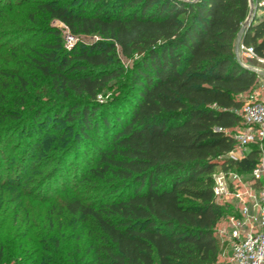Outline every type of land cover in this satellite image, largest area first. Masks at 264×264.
I'll list each match as a JSON object with an SVG mask.
<instances>
[{"label":"trees","instance_id":"1","mask_svg":"<svg viewBox=\"0 0 264 264\" xmlns=\"http://www.w3.org/2000/svg\"><path fill=\"white\" fill-rule=\"evenodd\" d=\"M253 1L244 26L248 0H0V148L13 132L37 131L21 175L0 177V210H22L26 199L48 206L36 214L42 234L14 235L19 209L0 218V264H218L227 244L216 228L236 212L216 199L213 175L251 181L260 158L258 143L226 157L243 128V98L258 88L236 40L264 58V0ZM53 21L97 39L66 50ZM49 122L53 143L73 132L74 149L46 147L39 133ZM85 143L83 174L52 190L53 161Z\"/></svg>","mask_w":264,"mask_h":264},{"label":"built area","instance_id":"2","mask_svg":"<svg viewBox=\"0 0 264 264\" xmlns=\"http://www.w3.org/2000/svg\"><path fill=\"white\" fill-rule=\"evenodd\" d=\"M248 1L249 14L245 23L256 12L254 1ZM259 7L262 10L257 15L264 16V2H261ZM69 40L71 41V38ZM236 56L243 67L256 74L260 73L259 68L246 63L254 61L264 65V58L258 57L251 47L240 43ZM240 116L243 128L234 135L237 147L226 157L234 161L239 160L245 155L249 144L258 143V164L251 173V181H244L233 171L214 174L213 192L218 201L230 198L236 212V215L229 219V230L222 239V242L227 241L231 245L229 264H264V90L262 95L255 92L249 97L247 104L240 111Z\"/></svg>","mask_w":264,"mask_h":264},{"label":"rangeland","instance_id":"3","mask_svg":"<svg viewBox=\"0 0 264 264\" xmlns=\"http://www.w3.org/2000/svg\"><path fill=\"white\" fill-rule=\"evenodd\" d=\"M6 0H3V2H5ZM17 1V0H16ZM50 26L54 27L55 29H58L61 33L62 36V41H63V47L66 50L71 49L76 43H84V44H88L91 43L93 41H95L97 38L96 37H73L71 36L69 30L61 23L57 22V21H53L49 23ZM69 38H71V41L69 40ZM237 55V52H236ZM250 61H246L247 64ZM122 63L124 64V66H128L131 64L130 60H125L122 59ZM118 91L116 89L114 90H109L108 92H106L105 94H102L98 97L97 101L99 103H107L110 98L117 94ZM247 99H249L248 96L244 97V103L247 104ZM245 104V105H246ZM238 114L240 115V111L238 112ZM109 120L111 121V117H109ZM52 123H48L46 128L41 131L40 130V137L43 138V141L48 140L50 143H48V145H46V147H60L59 145H61L63 142L65 143V145L63 144L62 147H70L71 149H74V143L72 144V139H73V132H70L67 136V138H63L60 143H53L54 139H57V135L56 137L55 132L52 131ZM63 126H60L59 129H62ZM240 130H238L236 133H238ZM37 134V131H33V130H29L27 133H24L23 131L21 132H13L10 137H7L4 141V145L1 146L0 148V177H2L4 180H6L7 178H9L10 180L13 179H17L22 172V166L24 165V160H28V155H26L24 158L23 156V150L28 147H36V140H35V136ZM54 137V138H53ZM55 144V145H54ZM77 146H80V144H77ZM92 143L88 144L85 143L83 145V150L79 151V152H75L73 151L68 157H66L64 159V161L61 162H56L53 161V165L58 168L57 171V176L55 178H58L57 181H59V183L57 185H53V189L55 191H60L63 189V185H65V182H70V184H72L73 182L76 181V178H79L80 175L83 174L84 172V167H85V162L88 161L89 159V155H90V150L92 148ZM9 147V148H7ZM14 147H17V151L12 150ZM28 151H30L28 149ZM32 153V152H31ZM28 154H30V152H28ZM83 155H87V156H83ZM62 160V159H60ZM36 161L31 165V169L29 170L30 175H32V173H35V171H33V167H35ZM26 165V164H25ZM21 167V168H19ZM221 172L220 169L216 170L214 174H219ZM245 181V180H244ZM28 186V183H27ZM26 186V187H27ZM52 194L55 193L54 191H50ZM50 192H45L43 195L46 194H50ZM42 198V197H41ZM20 200V199H19ZM220 204L226 205V206H232V203L230 201V198H227L226 200H220L218 201ZM35 202H33V200H28L26 199L24 204H23V208L21 210V207L18 206L17 208H15V204L12 205L11 208H9L7 211H3L2 209L0 210V218H4L6 220L11 219L13 215H15L17 209H19L21 211V214H19L18 219H17V223L21 226L20 231H18L16 235H20V234H24L26 236H31V235H38V234H42L39 231H43L46 232V227L44 226L43 223L40 222V220H38V217H36V214L38 215V213L41 212V210L43 209V211L45 212L48 208V206L46 204H38L35 205ZM15 209V210H14ZM29 210V212H27ZM53 210L52 212L48 211L50 214L52 213V217L51 219H55V215L54 212L57 210L55 209H51ZM28 214L29 218L26 217L24 214ZM231 218V215L227 216L221 223L218 224L217 228H216V235L217 237H219L222 241V239L224 238V234L228 232L229 230V224L228 221ZM10 224V222L8 223ZM17 224V225H18ZM55 225L57 226V222L55 221ZM16 229V227H14ZM13 229V230H15ZM43 232V233H44ZM16 233V231H15ZM54 234V231H51V234H49L50 236ZM77 235V234H76ZM73 238H69L68 239V244H75V235L72 236ZM226 239V238H225ZM11 243L10 244H15L14 243V238H11ZM55 240H53V243H55V246L57 244H59L62 248V245H64L63 241H59V242H54ZM57 243V244H56ZM222 243H226L227 244V248L225 249V251L223 253H221L219 260H218V264H229L230 258H231V254H232V250H231V245L229 244V242L227 243V241L222 242ZM10 245V246H12ZM80 255L82 254V248L79 251ZM7 257H11L8 256ZM80 258V257H79ZM50 262H56V263H65V264H69L68 263V259L66 257H55V258H50L49 260Z\"/></svg>","mask_w":264,"mask_h":264},{"label":"crops","instance_id":"4","mask_svg":"<svg viewBox=\"0 0 264 264\" xmlns=\"http://www.w3.org/2000/svg\"><path fill=\"white\" fill-rule=\"evenodd\" d=\"M236 51V49H235ZM251 67L259 68L260 73H258V88L255 92H258V94L262 95L264 90V65L257 64L254 61L249 62Z\"/></svg>","mask_w":264,"mask_h":264},{"label":"water","instance_id":"5","mask_svg":"<svg viewBox=\"0 0 264 264\" xmlns=\"http://www.w3.org/2000/svg\"><path fill=\"white\" fill-rule=\"evenodd\" d=\"M249 21H251V18H249V19L247 20V22L244 24V26L247 25V23H249ZM240 43H241V39H240V37H239V38L236 40V45H235L236 52H237V49H238V46H239Z\"/></svg>","mask_w":264,"mask_h":264}]
</instances>
